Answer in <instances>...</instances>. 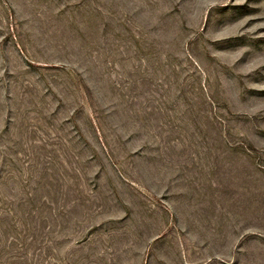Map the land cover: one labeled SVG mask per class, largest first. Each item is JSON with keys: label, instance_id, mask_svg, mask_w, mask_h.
I'll list each match as a JSON object with an SVG mask.
<instances>
[{"label": "rangeland", "instance_id": "1", "mask_svg": "<svg viewBox=\"0 0 264 264\" xmlns=\"http://www.w3.org/2000/svg\"><path fill=\"white\" fill-rule=\"evenodd\" d=\"M0 264H264V0H0Z\"/></svg>", "mask_w": 264, "mask_h": 264}]
</instances>
